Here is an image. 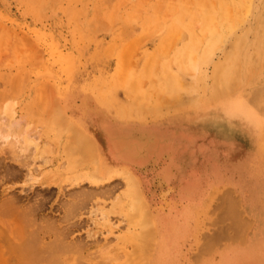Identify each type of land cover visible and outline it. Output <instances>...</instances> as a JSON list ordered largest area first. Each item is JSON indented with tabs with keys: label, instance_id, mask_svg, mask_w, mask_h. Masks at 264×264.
<instances>
[{
	"label": "bare ground",
	"instance_id": "obj_1",
	"mask_svg": "<svg viewBox=\"0 0 264 264\" xmlns=\"http://www.w3.org/2000/svg\"><path fill=\"white\" fill-rule=\"evenodd\" d=\"M124 3L119 6H124ZM159 7L158 4L151 7L150 13L143 11L140 14V11V15L135 14L136 17L134 14L129 16V11L123 18L117 14L116 19L115 14L112 15L115 10L111 11L112 17L105 12L108 9L104 11L108 21L119 19L116 23H122L123 27L137 23L143 34L152 33L160 42L153 52L144 53L143 63L138 69H132L130 66L123 69L125 66L121 64L124 54H119L116 68L125 97L121 103L116 104L115 113L121 119H112L109 115L99 116L94 120L95 127L99 129L98 133L88 130L79 119L69 116L63 108L58 107L59 103L56 104L57 108L56 105L50 107L47 104V118L38 127L35 126L37 130H32L34 127L29 123L24 124L25 120L22 119V125L21 119L15 118V100L12 97L3 98L0 105V144L10 146V149L7 148L11 150L7 154L9 161L24 168L26 172L23 182H20L19 195H26L36 187H56L62 192L63 189L84 184L92 191L118 180L122 183V191L113 194L106 207L96 203L88 207L90 211L88 210L87 214L89 213L92 226L102 224V227H108L106 234L88 231L85 234L86 240H94L96 235H103L104 239L108 235H114L113 230L116 227L110 218V215L114 214L118 216V224L123 226V231L113 236L119 251L109 252L110 245L99 247V255H104L103 262L106 260L108 264L109 260L110 264H149V261H144L139 256L154 248V263L157 264L158 257L162 263L168 253L171 260L176 256L164 248L163 243L165 238L162 228L171 223L168 220L160 222L157 215L150 211L139 177L140 166L146 165L152 159L155 162L163 160L162 167L166 168H161V175L167 180L170 179L169 169L176 168L180 172L179 199L190 207L193 201H201L205 197L201 182L192 179V162L199 153L207 157L212 164L214 179L208 183L212 193L219 185L227 182L230 187L223 188L232 193L237 191L239 196L235 195L242 212L247 215L251 212L249 209L253 204L258 207L255 210L258 211L257 221L250 217V227L242 240L243 243L235 244L238 245L235 251L236 259L229 264H264V225H258V221L264 222V84L259 87L260 105L250 88L252 83H257L258 80L264 82V0H171L161 10ZM139 9L141 8L138 7ZM114 22L109 23L111 27ZM254 26H259V29H254ZM103 28L109 29L107 26ZM108 32L110 33V29ZM250 32L252 38L248 39ZM115 39L121 40L118 37ZM208 65L211 67L209 74L206 71ZM144 79L151 90L149 97H146L147 100L152 99L151 105H147L148 108L138 105L139 97L142 96L140 84ZM109 95L110 86L96 99L99 103L109 104ZM161 99L170 101V104L176 102L180 110L182 107L188 108L187 110H191V116L180 118V121L184 122L182 124L172 126L169 123L170 127L165 128L160 127L162 123L131 126L126 121L129 115L143 119V110L152 114L155 119L159 115L158 105L161 104L158 103ZM172 109L173 112L177 107ZM190 123L191 129L188 126ZM41 135L45 136L46 142L42 141L43 144L40 145ZM179 136L186 137L182 142L184 148L190 143L191 136V156L190 153L186 155L178 152ZM197 138L200 139L198 145ZM53 147L61 153V161L53 167L49 166L51 172L44 170L39 176H35L36 170L50 165ZM25 159L27 163L20 164ZM66 172L71 176L64 177ZM226 176L229 177L225 178ZM17 199L16 196H9L0 201V241L5 240L12 249L10 253L0 242V264H10L13 260L22 261L23 264H40L42 261L63 264L64 260L58 257V252L52 255L56 252L55 248L60 249L61 255L67 245L63 240V232L47 242L43 241V237L35 236L31 225L38 204L34 207L29 205L19 208ZM84 200L85 196H78L76 203H72L70 210L65 214L72 218L73 213L83 206ZM232 203V208L228 204V213L238 216V209ZM41 205L42 203L39 204ZM183 213L189 215L187 211ZM181 218L175 219L178 228L175 223L170 227L180 229L183 236L187 220L181 221ZM69 219L65 216L64 221ZM77 219L67 221V227L76 225ZM234 222L237 226L240 225L237 219ZM50 227L53 228L49 225ZM126 244L131 247L129 251H123ZM119 254L123 256L121 260ZM97 263L98 261L90 264ZM83 264L89 263L84 261Z\"/></svg>",
	"mask_w": 264,
	"mask_h": 264
},
{
	"label": "rangeland",
	"instance_id": "obj_2",
	"mask_svg": "<svg viewBox=\"0 0 264 264\" xmlns=\"http://www.w3.org/2000/svg\"><path fill=\"white\" fill-rule=\"evenodd\" d=\"M169 1L171 0H141V2L140 0H0V105L4 97H12L16 102L15 118L21 119L20 124L22 125L29 123L31 127H34L32 130L47 118V104L51 107V105L59 103V108H63L72 118L79 119L88 130L94 133L99 132L98 127L94 125V120L99 116H110L109 118L112 117V119L114 117L121 119L115 113V106L124 100L125 92L121 88V78H119L120 75L116 68L117 58L119 54L122 55L123 53L124 58L121 64L125 66H123V69H126L127 66H130L132 69H138L143 63L142 57L144 53L153 52L155 47L159 45L158 42L160 40L152 33L143 34L144 32L141 31L140 26H137V23L129 27H123L122 23H116L119 19H115L117 16H120V18L127 16L126 13L128 11L130 13L128 15L132 16L134 14V17L140 15L143 11L150 13L152 12L151 7L157 6V4L161 10ZM122 3H124V6H119ZM117 6H119L118 9L120 11L117 9ZM129 6H132V8ZM138 7L141 9L138 10ZM107 9L108 11H105ZM104 11L108 15L110 14V16L111 11L115 12L112 15L115 14L116 16L118 14L112 20L113 22L115 21L112 26L113 28L109 24L112 21H108ZM103 20L105 23H102L104 22ZM89 22L92 23L89 24ZM103 26L109 27L110 33L108 32L109 29H104ZM256 27L254 26V29ZM256 29H259V26ZM116 37L121 40L123 39V41L115 39ZM247 38H252L251 32L248 33ZM210 68V65L206 66L208 74ZM254 76L256 75L254 74ZM262 78L264 80V76ZM208 81L210 80L208 79ZM263 84L264 82L258 80L257 83L254 82L250 86L251 91H253L252 94L255 96L254 98L256 99L257 97V103L259 101L258 94L261 92L259 87ZM108 86H110L109 97L111 98V104L99 103L96 98L100 97ZM140 88L142 96L139 97L138 105L139 107L146 108L148 104L149 106L151 105L150 101L152 100L146 99L151 92L146 79L141 82ZM161 101L162 99L158 103L161 106L158 105L160 108L159 112H157L160 116L157 115L155 119L152 114H147L143 110V115L141 114L143 119H137L134 116L132 118L129 115L126 121L131 126L142 123H145L146 126L162 123L160 127L165 128L166 126L170 127L169 123L172 126L179 123L182 124L184 122L180 121V118L191 116V110H187L188 108L182 107L183 110L181 108V111L176 102H171V104L173 103L171 105L170 101ZM167 103H169V106H167ZM258 104L260 105L261 102ZM173 107H177V110L174 109L172 112ZM101 113H104V115ZM22 115H25L24 117L26 118H21ZM22 119L27 123L23 122ZM31 122L32 124H30ZM188 126L191 129V123ZM40 138V145L46 142L44 135H41ZM185 139L186 137L184 136L177 138V142L180 143L177 147L178 152L186 155L190 153L191 156V136L189 137L190 143L186 148L182 147L184 146L182 142ZM199 140L197 138L196 145L200 143ZM42 141L43 143H41ZM4 145L0 144V146ZM9 147L6 145L0 148V201L9 196H16L18 197L17 204L19 208H26L29 205L34 207L36 204H38V207H41H37L38 210H35L32 217L31 228L33 234L35 233V236L43 237V241L47 242L63 232V240L64 243L66 242L65 245L67 244L61 255L60 249L57 250V248H55L56 252L54 251L52 255L58 252V257L64 260L63 264H83L84 261L89 264L98 261L97 264H102L104 255H99V247L102 246L104 248L110 245L108 248L109 252L116 253L119 251L117 250L118 245L113 236L122 232L123 226L118 224L119 219L117 215H110L111 223L116 227L113 230L114 235H108L105 239L103 235H96L94 240H86L85 234L88 231H92L91 233L104 232V235L106 234L105 232L108 227H102V224L97 227L92 226L89 213L87 214L90 211L88 207L90 208L93 203L106 207L110 197L122 191V183L120 181H112L92 191L84 184L80 187L63 189L62 192H59L56 187L47 189L36 187L34 189L35 192L32 191L29 192L30 194L19 195L20 182H23L26 172L24 168H20L15 163L9 161V156L7 155L9 151L11 152V150H8L10 149ZM61 159V153L53 147L50 165L36 170L35 176H39L40 172L44 170L51 172L52 169L50 167L57 165ZM164 160L166 161V157ZM162 161L155 162L152 159L146 165L140 166L139 177L142 181V189L149 209L153 214L157 215L158 220L162 223L168 220L171 224L175 223L176 228H178L175 219L177 217L181 218L180 216H182L181 221L186 219L187 223L183 236L180 234V229L177 230L174 226V228H171V224L167 225V227L165 226V230L162 228L163 237L165 238L163 242L164 248L166 247L169 252L176 254V256L171 260L168 253L165 255L166 257L162 263L159 262V257L158 261L156 259V263L229 264L233 262L236 259L235 251L238 247L235 244L240 245L243 243L242 240H244L245 234L250 227V217L252 220L257 221L256 213L258 211L255 210L258 207L253 206V204L249 209L251 212L247 214L248 217L239 206L238 198L235 195L237 191L236 193H232L229 189L225 190V188L230 187L227 182L219 185L215 192L212 193V188L208 186V183L214 179L212 164L207 157L199 153L195 155L192 162V179L201 182L205 197L201 201H193L191 206L187 207L179 199L180 172L176 168L171 167L169 169L170 179H163L161 170L166 167H162ZM24 162L27 163L26 159L23 160V163L20 162V164H24ZM35 165L37 166L38 162ZM64 174H67L64 177L71 176L69 172ZM228 177L226 176L225 178ZM217 195L219 196L216 198ZM78 196H85V205L83 204L84 207L82 206L76 210L73 213L74 216L71 218V216H67L65 213L67 210H70L72 203H76ZM39 202L42 203L41 206H39L41 204ZM231 203L238 209V213L236 212L238 216L228 213ZM243 205L245 206L246 204ZM183 211H187L189 215L187 216ZM65 216L71 220L78 218L75 220L76 225L67 227L66 222L71 220L64 221ZM24 218L22 220H25ZM235 219L238 220L240 225H236ZM220 220H223L224 224ZM260 224L264 225V222L258 221V225ZM49 225L53 226V228H49ZM218 228L222 231H219ZM231 232L233 233L231 234ZM209 233L213 234L210 235ZM224 234L227 235L226 238ZM177 240L179 241L176 244ZM1 243L5 246L6 250L12 253V249L9 248L5 240ZM130 249L131 247L128 244L123 247V251H129ZM119 255L121 257L119 260H121L123 256ZM139 257L144 261H149V264H155L154 248L147 250ZM104 262L103 264H107L106 260ZM10 264H23V262L13 260ZM40 264L55 263L42 261ZM108 264H110L109 260Z\"/></svg>",
	"mask_w": 264,
	"mask_h": 264
}]
</instances>
